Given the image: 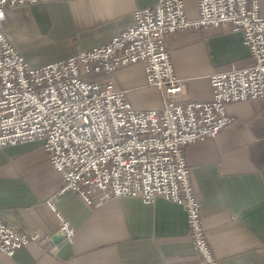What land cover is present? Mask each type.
Masks as SVG:
<instances>
[{
  "label": "crops",
  "instance_id": "obj_1",
  "mask_svg": "<svg viewBox=\"0 0 264 264\" xmlns=\"http://www.w3.org/2000/svg\"><path fill=\"white\" fill-rule=\"evenodd\" d=\"M157 1L50 0L8 8L4 32L37 68L106 45L134 23L137 10ZM184 2L187 17L197 18L198 1ZM167 46L184 83L182 102L210 101L214 73L254 64L243 34L227 26L175 33ZM111 78L137 109L166 103L165 94L148 85L141 63L120 68ZM227 111L228 127L188 147L191 181L216 257L223 264H264V99L231 104ZM63 187L43 141L0 148V220L48 237L13 257L0 252V264H199L184 207L163 198L145 204L137 197L94 206L74 192L60 194ZM50 199L75 228L73 241L60 231Z\"/></svg>",
  "mask_w": 264,
  "mask_h": 264
},
{
  "label": "built area",
  "instance_id": "obj_2",
  "mask_svg": "<svg viewBox=\"0 0 264 264\" xmlns=\"http://www.w3.org/2000/svg\"><path fill=\"white\" fill-rule=\"evenodd\" d=\"M48 1L0 0V148L43 141L64 180L60 194L74 192L89 205L137 197L145 204L163 198L184 207L199 264H223L206 236L187 149L232 123L229 105L264 99L261 0H197L194 19L187 17L184 0H158L137 10L134 23L106 45L35 68L6 36L5 11ZM222 26L243 34L254 64L214 73L210 101H180L184 83L175 73L168 37ZM137 63L144 65L148 85L165 94L161 109H137L116 88L115 71ZM99 75L108 78L99 81ZM47 204L73 241L75 228L53 199ZM46 239L0 220V252L8 257Z\"/></svg>",
  "mask_w": 264,
  "mask_h": 264
},
{
  "label": "water",
  "instance_id": "obj_3",
  "mask_svg": "<svg viewBox=\"0 0 264 264\" xmlns=\"http://www.w3.org/2000/svg\"><path fill=\"white\" fill-rule=\"evenodd\" d=\"M64 235V234H63ZM65 236V235H64Z\"/></svg>",
  "mask_w": 264,
  "mask_h": 264
},
{
  "label": "rangeland",
  "instance_id": "obj_4",
  "mask_svg": "<svg viewBox=\"0 0 264 264\" xmlns=\"http://www.w3.org/2000/svg\"><path fill=\"white\" fill-rule=\"evenodd\" d=\"M191 32V31H190Z\"/></svg>",
  "mask_w": 264,
  "mask_h": 264
}]
</instances>
